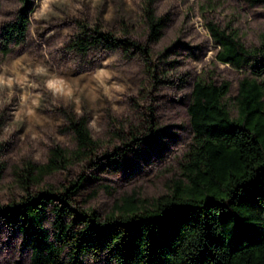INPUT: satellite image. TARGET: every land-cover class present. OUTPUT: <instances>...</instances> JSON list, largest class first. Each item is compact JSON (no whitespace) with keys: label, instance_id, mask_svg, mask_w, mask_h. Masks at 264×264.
I'll return each instance as SVG.
<instances>
[{"label":"rangeland","instance_id":"obj_1","mask_svg":"<svg viewBox=\"0 0 264 264\" xmlns=\"http://www.w3.org/2000/svg\"><path fill=\"white\" fill-rule=\"evenodd\" d=\"M153 1L163 28L150 46L151 62L162 70L157 63L159 55L166 54L171 64L165 66L164 77L156 78L147 74L139 55L125 54L118 47L93 46L82 53L71 46L83 30L91 37L108 34L145 43L146 0H33L22 42L7 36L21 11L20 0H0V210L25 195L29 163L46 164L53 147L75 149L66 129L67 114L87 120L91 137L98 142L95 156L91 164H74L44 177L28 192L60 188L81 176L85 181L76 204L100 219L121 196L158 198L179 176L191 139L186 107L196 81L228 82L223 102L230 117H236L238 83L253 74L249 65L235 70L215 60L217 48L206 24L232 32L247 49L257 48L264 35V4ZM149 108L159 131L155 143L128 142L126 147L129 134L137 138L149 134L143 123ZM51 219L47 208L42 222L49 232ZM29 257L18 226L0 218V264H28ZM84 264L104 263L86 258Z\"/></svg>","mask_w":264,"mask_h":264},{"label":"trees","instance_id":"obj_2","mask_svg":"<svg viewBox=\"0 0 264 264\" xmlns=\"http://www.w3.org/2000/svg\"><path fill=\"white\" fill-rule=\"evenodd\" d=\"M20 2L21 11L7 35L18 42L24 40L33 0ZM153 2L146 0L143 8L145 43L108 34L91 37L83 30L72 48L85 53L93 46L118 47L125 54L139 55L150 77H164L165 66L171 65L166 54H160L157 63L162 70L151 62L150 46L163 28ZM206 30L217 48L218 63L235 70L251 68L253 78L238 83L236 117H230L223 102L228 82L196 81L186 107L191 139L179 176L158 198L121 196L100 219L76 204L85 181L81 176L60 188L28 192L44 177L74 164H91L95 156L98 142L92 139L87 120L65 115L75 149L53 147L46 164L29 163L25 195L0 210V218L18 226L22 244L30 251L28 264H84L86 258L104 264H264V35L259 47L247 49L232 32L212 22ZM148 112L143 123L149 134L146 138L129 134L126 147L130 142L155 143L159 131L152 108ZM47 208L52 215L50 232L42 222Z\"/></svg>","mask_w":264,"mask_h":264},{"label":"clouds","instance_id":"obj_3","mask_svg":"<svg viewBox=\"0 0 264 264\" xmlns=\"http://www.w3.org/2000/svg\"><path fill=\"white\" fill-rule=\"evenodd\" d=\"M38 71H43V69H38ZM49 86L55 88L56 82H50Z\"/></svg>","mask_w":264,"mask_h":264}]
</instances>
